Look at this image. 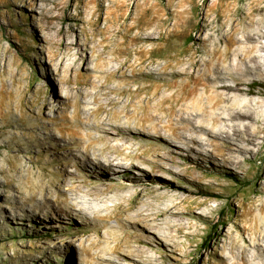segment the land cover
Instances as JSON below:
<instances>
[{"label": "rangeland", "instance_id": "374dc122", "mask_svg": "<svg viewBox=\"0 0 264 264\" xmlns=\"http://www.w3.org/2000/svg\"><path fill=\"white\" fill-rule=\"evenodd\" d=\"M119 71L132 80L122 101L140 88L132 121L175 127L176 114L200 112L196 123L217 119V130L231 110L250 114L252 141L236 167L206 158L185 175L167 173L166 186H177L161 205L186 199L181 206L193 216L155 262L264 264V0H0V264H88L86 247L100 235L111 241L114 219L85 220L51 203L32 210L25 199L53 188L52 172L65 162L60 141L69 124L60 101L106 75L115 85ZM121 174L110 184L129 185Z\"/></svg>", "mask_w": 264, "mask_h": 264}, {"label": "bare ground", "instance_id": "6f19581e", "mask_svg": "<svg viewBox=\"0 0 264 264\" xmlns=\"http://www.w3.org/2000/svg\"><path fill=\"white\" fill-rule=\"evenodd\" d=\"M245 67L250 69L248 63ZM93 71L97 78L104 76L97 68ZM119 74L123 77L115 85H110L111 78L106 75L102 82L88 81L92 90L60 101L64 108L59 116L69 124L67 136L60 141L67 151L65 162L61 169L52 172L56 177L51 182L53 188L46 187L40 196L31 190L25 202L32 210L43 211L51 203L65 214L82 213L85 220L114 219L115 224L108 226L107 232L111 241L100 235L86 247L88 264H122V260L128 264H157L154 253L165 244H175L185 228L183 219L193 216L192 208L181 206L186 199L161 205V199H170L177 186H166L170 182L167 173L185 175L191 172L190 163L196 169L206 158L236 167L252 141L247 133L250 114L231 110L217 130V119L208 127L196 123L200 112L176 114L175 127L161 121L147 125L141 118L132 121L130 106L140 88L132 90L129 102L122 101V95L131 90L132 80L123 71ZM219 75L216 72L213 78ZM79 96L88 100L81 101ZM70 106L73 110L68 112ZM147 138L152 141L147 142ZM181 147L195 155L183 156ZM68 166L83 168L92 176L100 172L103 180H83ZM133 169H138L137 174ZM119 173L129 185L110 184ZM108 200L113 201L111 206L106 203ZM19 209L26 212L24 207ZM94 247L99 250L91 252Z\"/></svg>", "mask_w": 264, "mask_h": 264}, {"label": "trees", "instance_id": "16d2710c", "mask_svg": "<svg viewBox=\"0 0 264 264\" xmlns=\"http://www.w3.org/2000/svg\"><path fill=\"white\" fill-rule=\"evenodd\" d=\"M191 39H193V38H191ZM216 237H217V234H216L215 232H213L212 235H209V236H208V240L205 242V244L203 245V247H204V248L206 247V245L209 243L210 239H212V238H216Z\"/></svg>", "mask_w": 264, "mask_h": 264}]
</instances>
